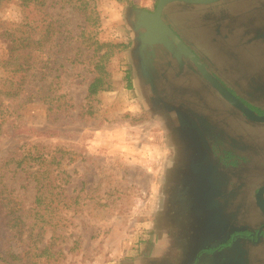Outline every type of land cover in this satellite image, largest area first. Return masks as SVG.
I'll return each instance as SVG.
<instances>
[{
  "label": "rangeland",
  "instance_id": "rangeland-1",
  "mask_svg": "<svg viewBox=\"0 0 264 264\" xmlns=\"http://www.w3.org/2000/svg\"><path fill=\"white\" fill-rule=\"evenodd\" d=\"M83 1L90 20L76 7L79 0H5L0 7V165L13 154L21 158L17 148L24 144L45 146L53 159L45 169L53 187L42 204L22 169L6 171L0 190L12 221L0 230V242L9 239L18 264H151L175 146L132 87L126 20L128 7L151 6V0ZM256 4L264 12V0H244L230 10ZM30 32L27 56L21 39ZM93 39L120 46L111 59V89L88 97ZM210 51L223 64L219 52ZM250 132L264 145V126ZM250 214V222L262 220ZM249 256L252 264H264V244L252 246Z\"/></svg>",
  "mask_w": 264,
  "mask_h": 264
},
{
  "label": "flooded vegetation",
  "instance_id": "flooded-vegetation-1",
  "mask_svg": "<svg viewBox=\"0 0 264 264\" xmlns=\"http://www.w3.org/2000/svg\"><path fill=\"white\" fill-rule=\"evenodd\" d=\"M158 1L130 6L126 14L132 87L175 146L157 218L158 252L150 263L252 264L250 248L264 244L259 204L264 196V145L250 131L264 123L251 119L218 86L264 116V12L257 4L230 10L244 0L168 3L162 11L164 23L201 68L170 35L155 37L153 29L137 26L136 10L154 13ZM258 8L260 15L254 16ZM211 47L224 58L223 64L213 59ZM194 196H210L208 209ZM251 211L262 220L250 222ZM206 212L218 216L219 224L206 233V241L192 242ZM235 250L245 256L235 257Z\"/></svg>",
  "mask_w": 264,
  "mask_h": 264
},
{
  "label": "trees",
  "instance_id": "trees-1",
  "mask_svg": "<svg viewBox=\"0 0 264 264\" xmlns=\"http://www.w3.org/2000/svg\"><path fill=\"white\" fill-rule=\"evenodd\" d=\"M4 1L5 0H0V7L2 6ZM37 3L43 5L44 0H37ZM76 7L79 9V12L86 15V19L90 20L89 14L87 13L89 10L88 2L79 0V6ZM33 31L36 30L33 29ZM32 36L33 34L30 32V34L24 37V39H21L22 51L27 56H31L30 49L33 44V41L31 39ZM90 39H92V37L89 36L87 39H85V41H89ZM36 43L38 44V48L36 49H40L43 47V44L41 40H39V38ZM94 44L97 45V48L94 49V53L90 59H93L91 61V64L93 65L94 75L91 78V82L88 87V97H94L101 91H108L111 89V59L113 57V54L115 53L114 50L120 46L110 42H98L97 40L93 39L91 46H93ZM123 48H127V46L124 45ZM99 49H103L104 51L99 52ZM75 61H79V59ZM48 98L49 96H44L43 94L41 95V99ZM33 131L35 133L41 134V132L37 130ZM17 151H21V153H23L21 158L17 157L16 154H13L12 156L6 158L0 165V185L4 183V179L6 177V174L8 173H6V171H8V169L10 171V168L15 166L12 171L13 175H16L18 173V169H22L21 171H23L27 175V178L30 180V182L31 179L34 181L35 188L37 189V202L39 204H42V202L44 203L48 191L53 187L52 175L46 173L47 170L45 171V169L53 163V159L48 158L46 147L43 145L24 144L23 146L18 147ZM7 198L8 196H4V191L0 190V230L8 229V227L11 228L12 218L11 212H9L10 208H8ZM4 241L6 244L4 242H0L1 262H3L4 264H18L19 261H21L20 254L10 250L9 246L7 245L9 239H4ZM43 252L44 251L42 250L41 253L43 254Z\"/></svg>",
  "mask_w": 264,
  "mask_h": 264
},
{
  "label": "water",
  "instance_id": "water-1",
  "mask_svg": "<svg viewBox=\"0 0 264 264\" xmlns=\"http://www.w3.org/2000/svg\"><path fill=\"white\" fill-rule=\"evenodd\" d=\"M174 0H159L157 3V10L154 13H150L148 11L138 9L136 10V18H137V26L138 27H145L148 30L153 29V33L155 37H161V33L168 34L172 37V39L178 44L180 50L184 52L185 54L189 55L201 68H204V65L198 60V58L191 52V50L175 35L170 28L164 23L162 19V11L163 8ZM187 2H210V1H217V0H184ZM219 90L221 91L222 95L227 98L229 101L235 103L238 105L251 119L254 121H257L259 123H264V116H259L250 109H248L243 104L239 103V101L231 95L225 88L222 86H218ZM263 191V190H262ZM197 203L200 204V206L204 209H208L206 202H208L210 196H195ZM259 204L261 208L264 210V196H259ZM204 220L200 222V229L196 230L192 237V242H199V241H206L207 232L212 229V231H215V227L219 224V217L218 216H212L211 214H205V217H203ZM211 226V227H210ZM236 248V245L235 247ZM236 254H234L235 257L240 258L245 256V254H242L241 251H236ZM237 261L232 260L229 261V264H236Z\"/></svg>",
  "mask_w": 264,
  "mask_h": 264
}]
</instances>
